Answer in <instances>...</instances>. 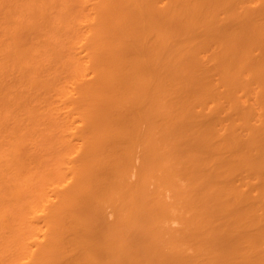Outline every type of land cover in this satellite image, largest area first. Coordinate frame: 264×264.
Returning <instances> with one entry per match:
<instances>
[{"label": "bare ground", "instance_id": "6f19581e", "mask_svg": "<svg viewBox=\"0 0 264 264\" xmlns=\"http://www.w3.org/2000/svg\"><path fill=\"white\" fill-rule=\"evenodd\" d=\"M0 264H264V0H0Z\"/></svg>", "mask_w": 264, "mask_h": 264}]
</instances>
